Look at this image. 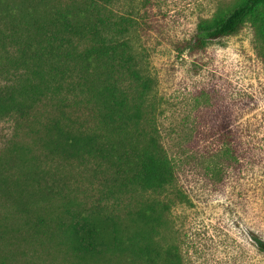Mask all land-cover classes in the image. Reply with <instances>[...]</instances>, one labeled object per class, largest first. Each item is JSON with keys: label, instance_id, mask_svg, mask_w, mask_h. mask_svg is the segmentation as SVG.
Listing matches in <instances>:
<instances>
[{"label": "rangeland", "instance_id": "1", "mask_svg": "<svg viewBox=\"0 0 264 264\" xmlns=\"http://www.w3.org/2000/svg\"><path fill=\"white\" fill-rule=\"evenodd\" d=\"M241 1L117 0L108 7L115 20L130 21L120 38L151 79L148 117L174 164L171 184L136 197L167 207L156 240L174 264H264L256 245L264 242V44L247 21L202 50L180 47L198 23ZM69 103L47 99L27 116L0 118V264L76 263L34 234L6 190L40 181L83 209L98 200L111 205L102 200L103 167L52 159L38 145L44 124L63 119L61 112L73 128L97 130L91 110ZM58 209L53 203L41 214Z\"/></svg>", "mask_w": 264, "mask_h": 264}, {"label": "trees", "instance_id": "2", "mask_svg": "<svg viewBox=\"0 0 264 264\" xmlns=\"http://www.w3.org/2000/svg\"><path fill=\"white\" fill-rule=\"evenodd\" d=\"M115 1L0 0V118L27 116L47 99L91 110L97 130L75 129L61 112L63 119L44 124L38 145L52 159L103 167L109 179L102 200L111 205L98 200L83 209L40 181L5 194L34 234L63 247L75 264H174L156 240L167 207L136 200L171 184L175 169L148 117L151 79L120 38L130 21L115 20L108 8ZM247 21L264 44V0H242L198 23L180 47L202 50ZM53 203L59 214L44 217ZM256 245L264 252L263 241Z\"/></svg>", "mask_w": 264, "mask_h": 264}]
</instances>
